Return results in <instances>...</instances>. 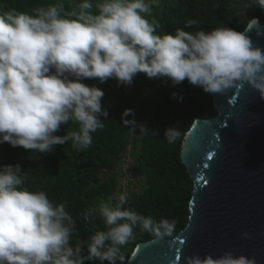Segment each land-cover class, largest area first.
Segmentation results:
<instances>
[{
	"label": "clouds",
	"instance_id": "obj_1",
	"mask_svg": "<svg viewBox=\"0 0 264 264\" xmlns=\"http://www.w3.org/2000/svg\"><path fill=\"white\" fill-rule=\"evenodd\" d=\"M253 2L264 9V0ZM159 3L96 0L93 12L92 0H81L71 10L58 0L31 13L15 8L0 13V143L44 154L68 142L77 152L90 147L108 113L101 103L104 91L84 79L104 83L112 78L117 86H129L144 73L173 85L187 80L208 94L247 81L264 98V51L246 32L224 25L159 35L158 23L148 19ZM197 24L189 19L185 28ZM173 97L182 101L175 93ZM131 113L125 109L122 121L128 122L124 116ZM69 122L77 128L54 134ZM179 135V128L170 127L164 139L173 142ZM27 180L19 163L0 167V264H125L121 249L135 228L156 238L176 231L174 220L157 222L126 207L131 197L123 191L115 200L110 196L84 210L85 220L98 213L107 227L73 245L76 221L66 204H54L45 191L29 190ZM185 264H255V259L228 251L216 258L187 256Z\"/></svg>",
	"mask_w": 264,
	"mask_h": 264
},
{
	"label": "trees",
	"instance_id": "obj_2",
	"mask_svg": "<svg viewBox=\"0 0 264 264\" xmlns=\"http://www.w3.org/2000/svg\"><path fill=\"white\" fill-rule=\"evenodd\" d=\"M57 2L0 0V13L9 8L31 13L36 6ZM62 2L66 10H71L81 0ZM92 2V11L95 12L96 0ZM148 19L158 23L159 35L173 34L176 28L210 31L224 25L243 32L256 19L264 25V9L258 8L253 0H160ZM189 19L197 20L198 24L185 28ZM82 82L109 94L113 93L108 89L117 84L112 78L104 83L98 79H84ZM131 85L137 87L139 95H146L145 98L122 96L112 104L103 102L108 113L107 117H101L104 127L92 134L93 143L82 152L73 150L71 142L55 145L54 150L46 154L0 143V167L19 163L28 176L25 186L29 190L45 191L54 204H66V211L76 221V232L71 239L73 245L77 240L86 242L97 230L106 229L98 213L95 219L85 220L84 210L90 206L98 207L110 196L115 200L117 194L124 191L115 173L121 160L126 158L130 144L133 167L142 185L138 192L132 189L128 192L131 199L125 206L151 216L157 222L174 220L176 231L172 237L165 238L176 237L189 223L194 182L181 161V145L196 118L210 119L218 115L212 94L187 80L173 85L167 78L148 79L144 73L137 74ZM121 86L126 90L125 85ZM173 93L182 97V101L174 98ZM125 109L132 110L131 114L124 116L128 122H123L121 117ZM170 127L180 131L173 142L164 139L165 130ZM76 128L77 125L69 122L61 125L54 134L63 136L66 130ZM133 130L135 136H132ZM153 238L156 237L135 228L133 237L121 249L125 264L139 243ZM83 254H87L86 247ZM84 264H99V261H85Z\"/></svg>",
	"mask_w": 264,
	"mask_h": 264
},
{
	"label": "water",
	"instance_id": "obj_3",
	"mask_svg": "<svg viewBox=\"0 0 264 264\" xmlns=\"http://www.w3.org/2000/svg\"><path fill=\"white\" fill-rule=\"evenodd\" d=\"M243 32L264 51V25L252 21ZM212 98L218 115L196 118L181 145L194 182L188 225L139 243L126 264H185L228 251L264 264V98L247 81Z\"/></svg>",
	"mask_w": 264,
	"mask_h": 264
},
{
	"label": "rangeland",
	"instance_id": "obj_4",
	"mask_svg": "<svg viewBox=\"0 0 264 264\" xmlns=\"http://www.w3.org/2000/svg\"><path fill=\"white\" fill-rule=\"evenodd\" d=\"M139 74V73H138ZM126 90L123 88V86H117L114 85L110 87L108 90L111 91L113 94H109L108 92L104 91L105 95L102 97L101 103L107 102V103H113L115 100L120 99V97H127V96H133V97H139L140 99H144L146 95H139L136 91V86H126ZM132 136L134 135V130L132 131ZM131 145V144H130ZM127 148V155L126 158L122 159L119 163L120 165L117 167V172L115 175L119 177V174L121 173V186L123 187L124 191H131L134 190L136 192L139 191L141 184L140 177L136 174L133 164H134V158L132 157L131 153V147Z\"/></svg>",
	"mask_w": 264,
	"mask_h": 264
},
{
	"label": "snow or ice",
	"instance_id": "obj_5",
	"mask_svg": "<svg viewBox=\"0 0 264 264\" xmlns=\"http://www.w3.org/2000/svg\"><path fill=\"white\" fill-rule=\"evenodd\" d=\"M181 257L179 255L176 256V259L179 260Z\"/></svg>",
	"mask_w": 264,
	"mask_h": 264
}]
</instances>
